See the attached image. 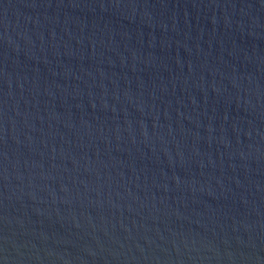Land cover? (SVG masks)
<instances>
[{"label": "water", "instance_id": "95a60500", "mask_svg": "<svg viewBox=\"0 0 264 264\" xmlns=\"http://www.w3.org/2000/svg\"><path fill=\"white\" fill-rule=\"evenodd\" d=\"M0 264H264V0H0Z\"/></svg>", "mask_w": 264, "mask_h": 264}]
</instances>
